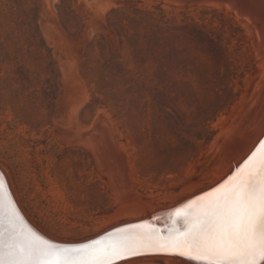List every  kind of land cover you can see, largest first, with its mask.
Returning <instances> with one entry per match:
<instances>
[{
    "label": "rangeland",
    "instance_id": "rangeland-1",
    "mask_svg": "<svg viewBox=\"0 0 264 264\" xmlns=\"http://www.w3.org/2000/svg\"><path fill=\"white\" fill-rule=\"evenodd\" d=\"M263 1L0 0V166L28 219L78 242L229 175L264 137Z\"/></svg>",
    "mask_w": 264,
    "mask_h": 264
},
{
    "label": "snow or ice",
    "instance_id": "snow-or-ice-1",
    "mask_svg": "<svg viewBox=\"0 0 264 264\" xmlns=\"http://www.w3.org/2000/svg\"><path fill=\"white\" fill-rule=\"evenodd\" d=\"M200 264H264V140L225 179L168 215L87 244L45 239L21 215L0 175V264H117L144 253Z\"/></svg>",
    "mask_w": 264,
    "mask_h": 264
},
{
    "label": "water",
    "instance_id": "water-1",
    "mask_svg": "<svg viewBox=\"0 0 264 264\" xmlns=\"http://www.w3.org/2000/svg\"><path fill=\"white\" fill-rule=\"evenodd\" d=\"M261 140H264V137ZM259 142L254 146V148L251 150V152L254 151L255 148L258 147ZM251 152L248 155H250ZM0 175H3V177L5 179V182H6V185H7L8 193L11 195L12 199L15 201L16 206L20 210L21 215L29 223V225L34 230H36L40 235H42L45 239H50L53 242L61 243V244H68V245L87 244V243L92 242L93 240H97V239H100V238H102L104 236H107L109 234L116 233L119 230H128L133 225H149V226H154V227H158V228H164L166 226V221H167L168 215L170 213H172L176 208L181 207L184 204H187L190 200L195 199L198 195H201L204 192L211 190L214 186H216L218 183H220L223 179H225L228 176L227 175L226 177L222 178L221 180L217 181L213 185H211V186H209V187H207V188H205L203 190H200V191H198V192H196L194 194H191V195H189L187 197H184V198L178 200L173 205V207L171 209L149 208V209H147L144 212L143 217H141L139 220H135V221H132V222H128V223H124V224H120V225H116V226H111V227L107 228L106 230H104L103 232L99 233L98 235H96V236H94L92 238L72 243V242H64V241L55 240L52 237H50L49 235H47L46 233L42 232L38 227H36L23 214V212H22V210L20 208V205H19V203H18V201L16 199V196L14 194V191H13V188H12L11 183L9 181V178L6 175V173L4 172V170L2 169L1 166H0ZM144 257H166V258H171V260H166V262L168 264H200V262L191 261L188 257L179 256L177 254H173V253H152V252L144 253V254H142L140 256L128 257L125 260L117 261V264L125 262V261H128V260L137 259V258H144Z\"/></svg>",
    "mask_w": 264,
    "mask_h": 264
},
{
    "label": "bare ground",
    "instance_id": "bare-ground-1",
    "mask_svg": "<svg viewBox=\"0 0 264 264\" xmlns=\"http://www.w3.org/2000/svg\"><path fill=\"white\" fill-rule=\"evenodd\" d=\"M232 1V0H231ZM236 2L238 1V0H235ZM240 1V0H239ZM245 1V0H244ZM234 2V1H233ZM257 2H258V0H257ZM260 2V1H259ZM235 3V2H234ZM238 3V2H237ZM263 3H264V1H263ZM236 4V3H235ZM262 4V3H261ZM261 4H257V5H259V7H260V5ZM232 5V4H231ZM238 9V8H237ZM262 10H263V8H261ZM239 10V9H238ZM237 10V11H238ZM242 12V11H241ZM249 14V13H248ZM253 14V13H252ZM250 15V14H249ZM252 17H254V16H252ZM255 18V17H254ZM256 19V18H255ZM258 20V19H257ZM259 21V20H258ZM262 27V26H261ZM260 27V28H261ZM261 32V31H260ZM63 68V67H62ZM63 70V69H62ZM264 102V101H263ZM263 107V106H262ZM261 110V109H260ZM259 114V113H258ZM257 120V119H256ZM241 132V131H240ZM259 135V134H258ZM262 135H263V133H262ZM259 137V136H258ZM257 137V139H259L260 137H261V134H260V137L258 138ZM254 138V137H253ZM263 138V137H262ZM248 141V140H247ZM258 141V140H257ZM248 143V142H247ZM93 147V146H92ZM244 155V154H243ZM245 157V156H244ZM242 159H244V158H242ZM239 162V161H238ZM229 166V165H228ZM232 167V166H231ZM3 169V168H2ZM227 169V168H226ZM231 169V168H230ZM4 170V169H3ZM234 170V169H233ZM4 172H5V170H4ZM227 172H228V170H227ZM232 172V171H231ZM6 173V172H5ZM7 175V174H6ZM219 179V178H218ZM222 179V178H221ZM221 179H219V180H221ZM10 181V180H9ZM12 186V185H11ZM192 192V191H191ZM17 199V198H16ZM22 210V209H21ZM23 212V211H22ZM144 212L145 211H142V210H140V211H137V212H133V213H131L132 214V218H135L136 220H139L141 217H143V215H144ZM24 215H25V213H23ZM26 216V215H25ZM27 217V216H26ZM28 218V217H27ZM130 222H132V221H130ZM125 223H128V222H125ZM122 224H124V223H122ZM118 225H120V224H118ZM43 232V231H42ZM146 258H151L152 259V257H144V259H146ZM163 258H165V259H167V260H169V259H171V258H166V257H163ZM138 259V258H137ZM140 259V258H139ZM133 260V259H132ZM132 260H129V261H132ZM134 260H136V259H134ZM133 262H135V261H133Z\"/></svg>",
    "mask_w": 264,
    "mask_h": 264
}]
</instances>
